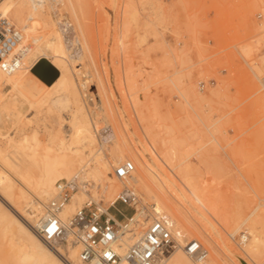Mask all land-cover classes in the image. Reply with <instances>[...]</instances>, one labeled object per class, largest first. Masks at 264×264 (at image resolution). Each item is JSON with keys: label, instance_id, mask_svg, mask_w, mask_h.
<instances>
[{"label": "rangeland", "instance_id": "1", "mask_svg": "<svg viewBox=\"0 0 264 264\" xmlns=\"http://www.w3.org/2000/svg\"><path fill=\"white\" fill-rule=\"evenodd\" d=\"M61 3L54 2L53 8L48 4L44 15L56 27L69 17L83 43V59L74 58L78 61L72 64L78 91L68 92V81L48 51L18 83L34 106H27L16 90L4 89L0 149L7 153L3 166L15 181L30 188L42 182L46 189L59 182V165L70 158L56 155L57 135L71 133L65 122L86 103V113L99 120L95 145L86 146L103 147L114 179L108 188L105 175L97 181L85 174L76 177L81 187L74 194L86 185L88 196L75 212L90 199L115 214L111 203L124 186L138 194L139 204L127 207L117 202V209L127 216L151 210L153 201L134 175L135 162L131 157L117 159L113 135L97 129L107 120L118 133L124 120L130 144L172 160L170 177L178 188L177 219L183 226L202 223L201 216L212 220L198 197L182 186L185 174L192 177L201 198L215 200L227 213H259L264 206V0H72L80 28L71 7ZM33 21L28 28L33 32L24 36L25 41L42 39L47 32L34 24L38 19ZM125 161L135 165L128 186L114 176L116 166ZM181 162L183 167L178 166ZM86 171H91L89 165ZM53 191L50 196L57 189ZM2 229L1 225L0 237ZM243 233L244 229L235 240L229 239L232 246ZM189 234L185 243L199 241L210 256L212 241L205 232L193 229Z\"/></svg>", "mask_w": 264, "mask_h": 264}, {"label": "bare ground", "instance_id": "2", "mask_svg": "<svg viewBox=\"0 0 264 264\" xmlns=\"http://www.w3.org/2000/svg\"><path fill=\"white\" fill-rule=\"evenodd\" d=\"M1 1L0 21L7 19L13 28L20 31L23 30L21 32L25 36L33 32L32 30H28L29 25L33 24L30 21L34 20L33 22H35V19H38V23L35 22L34 24H38L37 26L44 28L47 32L42 39H38L36 36L32 40H24L23 43H25L24 47L27 52L23 55L19 70L14 73H6L0 70V105L4 100V89L7 87H10L11 90H16L18 98H21L27 106H34L36 104L25 98L23 93L18 89V83L23 79L24 75L31 72L36 61L41 56H48L47 51L51 53L50 58H52V63L61 70L64 74L62 76L66 77L69 86L68 92L78 91V86L72 75L74 73L73 63L78 60L76 61L72 57L69 49L64 45L65 41L58 31V28L61 26L56 27L57 25L44 15H47L48 4L53 8L54 2H62L71 7V14L80 28L72 0H4L2 3ZM69 21L71 20L69 19ZM78 40L82 48V55L79 56V60H82L84 46L80 39ZM86 82L83 84L85 85ZM128 99L129 102L130 98ZM125 104L127 103L125 102ZM86 105L85 103L83 107L80 106L78 110L72 112L68 117V122H65L71 128V133L68 135H57L58 151L56 155L59 153V155L70 158V160H64L59 165V173L61 174L59 181L70 180L74 177H79L81 174H85L88 179L93 178L97 181L101 176L105 175L107 177L106 185L108 184L107 186L110 188L112 187L110 183L114 177L109 171L110 163L106 160L103 147L93 150L88 149L86 146L88 144L93 146L96 142L97 137L94 129L98 127L99 123V120H92L90 115L86 113ZM117 112L121 114L120 110ZM105 123V126L101 123L103 126L97 129H104L107 135H113L114 142L116 143L114 149L117 159L123 160L127 157L133 159L137 166V171H134L136 180L140 183L146 197L153 201L150 204L151 210L148 213L146 212L147 210H143L144 214L141 213L139 215L138 210L137 214L134 215V219L137 220L144 217L142 223L139 221L140 226L148 224L153 218L160 215L165 216L171 224V231L177 241V245L174 250L164 256L163 264H264V206L259 213L252 212L248 217L242 216L240 213L229 214L227 211L219 208L215 200L205 197L201 198L198 186L189 174H185L181 178L182 186L192 193L195 198L198 197L212 220L201 216L199 218L202 219V223L195 220L190 227L183 226L177 219L179 216L178 211L180 210L175 201L179 198V192L170 177V172L174 171L172 160L158 159L150 150L146 151L142 145L130 144L128 140L130 135L127 136L126 132L128 131L125 129L128 126H126L124 120L120 122L121 126L118 127V133H116V130L107 120H105ZM30 124L29 122V128H32ZM62 126L63 124L60 123V127ZM6 155L7 153L0 149V226H3L0 237V264H85L79 257L80 247L74 243L72 238L69 239L68 245H66L67 251H64L61 246L57 248L48 246L35 231V228L40 224L44 216L45 205L57 195V192L54 191L58 182L49 189L43 187L41 185L42 182L33 188L24 183L18 184L17 180L15 181L14 179L15 176L3 166V159ZM116 163L118 164L119 162L116 161ZM88 165L91 168L89 173L86 171V166ZM178 166L183 167L182 162ZM127 180L124 183L128 186ZM85 187L86 185L81 188L78 194H74L73 201L70 202V199L63 208L61 218L64 221H69L72 218L73 214L76 213V207L80 206L79 203H82L84 198L88 196V193L85 192L86 190H83ZM50 189L54 190V194L51 196L49 193ZM46 200H48L47 203ZM88 201L93 200L89 199ZM44 202L46 203L45 205ZM189 203L192 207L194 206L193 201ZM81 208L77 209V211ZM29 209L32 210L30 213L27 212ZM163 211H166L172 220ZM110 215L113 216L112 213ZM193 229H200V231L205 232V235L212 241L210 256L209 251L205 249L208 254L203 261L190 257L184 249L186 246L185 237H188ZM242 229H244L247 238L239 242L236 240L241 248V251H239L240 249L235 243V246L238 248L237 251L235 250V246H232L230 242H234L233 240L237 238L236 235ZM227 235L229 236L228 239L226 238ZM243 235H239L240 239ZM229 239L233 240L230 241ZM3 240H5V243L2 244L1 241Z\"/></svg>", "mask_w": 264, "mask_h": 264}, {"label": "built area", "instance_id": "3", "mask_svg": "<svg viewBox=\"0 0 264 264\" xmlns=\"http://www.w3.org/2000/svg\"><path fill=\"white\" fill-rule=\"evenodd\" d=\"M60 25L69 52L78 58L82 48L73 23L64 18ZM23 42L24 35L20 30L13 28L7 19L0 21V70L14 73L21 68L23 55L27 52ZM85 96L89 94L86 92ZM89 99L92 98L89 96ZM134 171V163L126 161L115 168L114 176L123 184ZM80 187L76 177L59 181L56 197L44 207V216L35 231L51 248L66 246L72 238L79 245V257L85 264H163L164 256L176 248L177 241L165 216L153 218L147 228L140 231L134 214L127 216L114 206L117 202L127 207L139 204L138 194L130 187L124 186L111 204L116 210L113 216L109 208L87 201L69 221H64L61 212ZM243 234L241 241L247 238ZM184 249L199 261L205 260L208 254L197 240L187 242Z\"/></svg>", "mask_w": 264, "mask_h": 264}, {"label": "water", "instance_id": "4", "mask_svg": "<svg viewBox=\"0 0 264 264\" xmlns=\"http://www.w3.org/2000/svg\"><path fill=\"white\" fill-rule=\"evenodd\" d=\"M35 71H36V70H35ZM55 76L57 77V75H55ZM56 77H55V78H56ZM51 82H52V80H51Z\"/></svg>", "mask_w": 264, "mask_h": 264}]
</instances>
